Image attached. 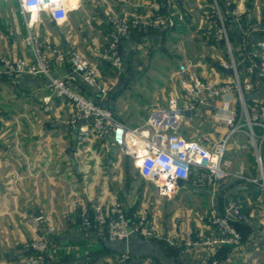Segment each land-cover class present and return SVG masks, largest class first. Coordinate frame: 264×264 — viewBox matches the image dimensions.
I'll use <instances>...</instances> for the list:
<instances>
[{
  "label": "crops",
  "instance_id": "obj_1",
  "mask_svg": "<svg viewBox=\"0 0 264 264\" xmlns=\"http://www.w3.org/2000/svg\"><path fill=\"white\" fill-rule=\"evenodd\" d=\"M100 1L103 2V0ZM104 1L106 2L104 8L106 6L110 8V17H124L131 21L136 16L148 15L153 2V0ZM174 2L176 18L173 29L147 31L134 28L131 34L122 40L124 65L121 71H117L109 64L100 63L99 49H102L105 43L103 44L102 33L96 26L101 25L98 24L100 22L98 20L95 24L90 22L87 25L91 27L90 31L81 32L79 47L90 62L98 66L101 81L110 88L109 94L105 99H101L96 89L87 88L77 79H70L71 85L93 100L110 107L129 126L154 131L148 124L149 118L152 113L164 108H154L148 116L141 109L135 110V107L142 103L137 101L138 97H134L135 92L131 93V91L137 87H143V84L135 85L142 68L141 60L134 59L135 53L137 54L140 50H143L144 55L148 53L150 56L154 51L163 53L167 50L165 45L169 41L181 44L187 36L195 42H200L205 54L199 55V60L195 63L181 61L179 64L176 63V74L180 65L191 66L209 82H231L233 77L231 71L224 69L221 65L223 61L229 59L227 46L215 38L218 20L214 13L215 0H174ZM217 2L222 15L227 20L232 54L238 64L239 75L253 83V88L247 92V100H256L264 104V77L258 73H249L246 61L247 46L264 40V0H217ZM235 9L238 11L237 15L232 14ZM50 23L55 26L52 22ZM185 24L191 25V27L188 25V31L183 29ZM10 38L0 34V56L12 58L32 56L26 45L21 51L18 49L16 36ZM62 38L61 47L66 51L70 39L67 34ZM183 47L182 51L185 52L186 46ZM174 50L176 54L178 47ZM258 61L263 62V60ZM52 72L54 76L69 78L73 70L70 63L54 59ZM129 92L134 98L127 96ZM184 98L181 90L180 95L177 92L176 95L170 96L166 107L169 108L174 103L181 106ZM225 98L231 100L229 104L231 107L238 106L239 102L234 91L224 97V100ZM222 102V99L217 98L212 101V105L193 109L190 116L186 115V118L179 121L177 131L186 137L219 138L227 131L226 125L215 117L216 107H220ZM39 105L47 108L44 115L34 114L35 107ZM70 107L67 100L64 101L53 93L47 77L43 75L0 78V264H19L15 258L23 251L26 244L46 233L50 226L56 231L50 234L51 240L60 246H63V243H70L69 246L74 250L75 256L86 258V260L52 259L47 264H113L116 254L124 250H128L129 254L144 256L142 261L136 260L139 261L137 264L148 263L151 260L149 257L155 260L161 259L166 264L208 263L211 256L210 250L205 249L204 246H170L161 240L140 236H134L125 242L111 241L105 233L92 231L81 225L77 220L80 217L81 205L94 202L108 204L115 198L107 187H104V194L95 195L91 184L87 181L88 177L96 175L97 170L94 168V163L87 160L92 154L90 144L95 142L93 150L103 155L107 153L108 147L101 145L95 137L85 139L78 136L77 127L69 122ZM194 124L196 127L192 131L188 126H194ZM258 130L261 133V129L258 128ZM245 136H247L245 133L235 135L229 152L235 150L236 153H244L246 151ZM262 148L261 153L264 157V145ZM190 186L195 189L193 191L207 195L209 201L210 196L219 198L222 194L225 197L233 195L237 198L244 185L228 184V181L224 179L217 183L215 192H212L206 185L198 187L191 178L188 182L181 183L180 189H188ZM241 206L245 212H249L253 217L256 216L255 208L253 213L247 205ZM214 210L221 214L231 212L228 203L217 205ZM186 212L188 213L185 211L179 213L188 218L198 217L194 209ZM32 214L39 219L36 224L29 220ZM255 218L264 222V212ZM237 223L241 222L237 221ZM161 228L164 230L163 227ZM250 229L258 232L256 221L251 222ZM165 230L164 236L183 235V232L177 230L175 224ZM258 234L260 236L254 242L256 244L254 251L264 252V234ZM84 246L97 247L98 253L93 256L89 250H86L85 254H80ZM204 250L207 252L205 255L201 253H204ZM235 254V258L237 255L241 258V252L235 251ZM98 255L103 259L99 260ZM230 257L231 254L226 256L225 260Z\"/></svg>",
  "mask_w": 264,
  "mask_h": 264
},
{
  "label": "built area",
  "instance_id": "obj_2",
  "mask_svg": "<svg viewBox=\"0 0 264 264\" xmlns=\"http://www.w3.org/2000/svg\"><path fill=\"white\" fill-rule=\"evenodd\" d=\"M17 1L25 18L28 34L25 37L26 46L32 56L15 58L0 56V78L4 76L43 75L47 77L53 93L70 104V124L77 127L78 136L82 138L95 137L98 142L107 147L113 143L127 151L134 158L139 175L151 181L159 194L174 195L182 183L188 182L193 173L197 175L195 185L211 188L215 192L217 183L229 175L230 161L227 158L230 144L235 135L245 133L255 147L260 174L248 178L249 182L259 189L264 196V159L261 148L264 145V104L247 100V92L253 88L251 81L241 82L238 64L232 54L231 40L227 20L221 13L215 0L214 13L217 16L215 38L226 44L229 59L221 63L224 69H229L234 77L231 82L212 83L207 81L191 66L180 65L177 74L181 77L180 87L184 94L183 105L174 103L167 109H160L151 114L149 129L134 128L120 119L108 106H104L75 89L70 79H77L87 88L96 89L101 99H105L110 88L101 81L100 71L96 64L79 50H61L54 43L43 41L32 29L41 20L42 15L55 25L65 24L79 3V0H13ZM174 0H153L148 15L136 16L132 21L124 17L109 18L111 31L107 44L99 49L101 62L107 63L117 71L124 65L122 40L131 34L134 28L173 29L175 27ZM232 14L237 15L235 9ZM56 59L70 63L73 73L69 78L57 77L52 72V61ZM258 60H263L258 61ZM247 69L249 73H258L264 77V40L247 46ZM235 92L238 106L231 107V100L224 97ZM222 99V105L216 107L215 117L227 127L226 133L217 139L210 137H186L177 131L180 120L186 118L185 109H195L212 105L214 99ZM213 107V106H211ZM214 108V107H213ZM256 128L261 129L257 133ZM260 142L258 144L257 142ZM243 175V170L238 176ZM231 212L225 215L213 214L211 221L219 231L218 237L207 235L199 244L213 246L217 243L241 244L242 236L232 223L241 221L244 216L240 209L231 204ZM29 220L37 223L35 214ZM78 220V219H77ZM83 227L92 231H101L111 241H129L134 236L165 240L171 245H198L192 242L191 232L184 235L164 236L155 221L146 222L144 219L130 217L124 204L113 201L108 204L94 202L83 204L80 208L79 220ZM56 232L50 226L46 233L39 235L26 244L25 248L32 252L20 264H44L47 256L54 254L62 247L50 239V234ZM71 249L70 246L65 248ZM23 252V251H22ZM130 254L128 250L121 251L113 264H126Z\"/></svg>",
  "mask_w": 264,
  "mask_h": 264
},
{
  "label": "rangeland",
  "instance_id": "obj_3",
  "mask_svg": "<svg viewBox=\"0 0 264 264\" xmlns=\"http://www.w3.org/2000/svg\"><path fill=\"white\" fill-rule=\"evenodd\" d=\"M76 1L72 0L73 3ZM105 5L106 2L104 0L103 2L100 0H79L78 6L71 11L69 19L65 24L52 26L47 16L42 15L41 20L35 25L32 31L43 41L48 40L61 50H63L61 47L62 36L64 37L67 34L68 39H70L69 43H67V50L77 49L82 52L79 47L81 32L90 31L91 27H87V25L90 22L95 24V21L98 20L100 21L98 24L101 26H96V28L101 31L103 44H106L110 35V8L108 6L104 8ZM191 22L194 23L193 20ZM188 25L185 24L183 27L185 31L189 30ZM0 34L9 38L16 36L20 51L26 45L25 37L28 34V28L16 1L0 0ZM70 35H72V38H70ZM75 40L77 42H74ZM174 44L176 43L169 41L165 45L167 50L163 53H156L154 51L150 56L148 53L144 55L143 50H140L137 54H134V59L137 61L141 60L140 66L142 67L141 72H139L141 75L138 74L137 77L139 78L135 81V85L139 86L143 84L142 88L137 87V89L131 91V93L135 92L134 97L136 96L139 99L137 101L142 103V105L135 107L136 111L141 109L148 116L154 108H167L166 106H168L170 96L176 95L177 92L180 95L181 92V88L178 87V85L180 86L181 77L175 72L176 63L179 64L180 61L195 63L199 60V55L205 54L200 42H195L187 36L184 37V42L181 44ZM183 46H186L185 52L182 51ZM177 47L178 50L175 54L174 49ZM232 79L234 80V77ZM131 93L129 92L127 96L133 97ZM45 111H47V108L39 105L35 107L34 114L44 115ZM188 127L194 131V127L196 126L194 124V126ZM257 143L260 144L259 140ZM90 145L92 147V154L87 160L94 163V168L97 170L96 175L91 178L88 177L87 181L91 184V189L95 195L101 196L104 194V187H107L108 191L114 196V201L117 200L124 204L130 217L144 219L146 222L155 221L162 232L175 224L177 230L183 232L185 240H187V231H190L193 239L192 242L196 241L198 242V246H204L205 249L208 248L210 250L211 256L206 264H264V252L254 251L256 247L254 242L260 236L258 233L264 234V222H260L258 218H255L256 216H260L261 212H264V196L248 180V178L257 177L260 174L255 147L248 136H245L244 145L246 146V151L244 153L239 154L234 152V150L232 152L228 151L227 154V158L230 161V173L225 179L228 181V184L244 185L240 189L238 197L235 198L233 195L231 197H225L222 194L223 196L221 195L219 198L210 196L209 201L207 200V195L193 191L195 190L192 188L193 186H190L188 189H179L171 196L161 195L151 181L139 175L134 158L127 151H123L119 145L113 143L108 144L107 153L104 155L100 154L99 151L93 150L95 142H92ZM241 170H243V175L239 177L238 173ZM193 177L195 181L197 175L195 174ZM223 203H228V206H231V204L236 205L244 216L243 220L239 221L241 223L238 224L242 226L239 230L237 229L242 236L241 244L238 246L233 245V248L230 249L228 254L224 255L230 256L231 254L228 260H225L224 256L221 257V260L218 259L220 258L219 251L225 244L217 243L213 246L199 244L201 243L199 241L203 240L209 234L218 237L219 231L213 225L211 217L213 214L221 215V213L214 210V207L220 204L223 205ZM242 204L247 205L248 209H252L251 212L253 213L255 208L256 216L253 217L252 214L246 213L241 206ZM191 209H194V212L195 210L197 211L196 215L198 217L190 216L188 218V216H183V214L179 213L180 211L188 213L186 211ZM177 213L179 214L177 215ZM252 221H256L259 229L258 232L255 229H250ZM161 241L171 246L167 241L162 239ZM235 251L242 253L241 258H238V255L235 258ZM201 253L204 255L207 254L206 250H204V253ZM98 257L99 260L103 259L100 255ZM143 257L142 255L130 254L129 260L142 261L141 259ZM146 257L148 258V256ZM149 258L151 260L149 261L147 259L149 262L146 264H166L161 259L155 260L152 257Z\"/></svg>",
  "mask_w": 264,
  "mask_h": 264
},
{
  "label": "trees",
  "instance_id": "obj_4",
  "mask_svg": "<svg viewBox=\"0 0 264 264\" xmlns=\"http://www.w3.org/2000/svg\"><path fill=\"white\" fill-rule=\"evenodd\" d=\"M17 2V1H16ZM18 3V2H17ZM176 4V3H175ZM19 6V5H18ZM134 9V8H133ZM111 28V27H110ZM110 31H111V29H110ZM121 49H122V47H121ZM101 64H105V65H108L107 63H104V62H100ZM240 79H241V82H244V81H246L244 78H242V77H240ZM248 102H250V103H252L253 102V100H249L248 99ZM256 131L257 132H259V130H258V128H256ZM260 133V132H259ZM263 156V155H262ZM263 159H264V157H263ZM195 175V173H193V175H192V177L191 178H194L193 176ZM246 213H248L249 214V212H246ZM221 215H223V214H221ZM79 220V219H78ZM232 223L234 224V226L239 230V228L241 227L240 225H238L239 223H237V220H232ZM63 246L62 247H60V248H58L57 249V251L54 253V254H51V255H49V256H47L46 257V259H45V262H44V264H47V263H49L52 259H55V260H61V261H63V260H68V259H79V260H86V258H81V257H76L75 255V253H74V250L71 248V249H69V250H66L65 248L66 247H68L69 245H71L70 243H63L62 244ZM84 249L80 252V254H85L86 253V250H89V253L91 252L92 254H93V256L94 255H96L97 253H98V251H97V247L95 248V247H93V246H84L83 247ZM233 248V245H231V244H225L222 248H221V250L219 251V257H220V259H221V257H223L224 255H227L228 254V252L230 251V249H232ZM23 250V252H21L16 258H15V261L17 262V263H21L22 262V260H24V258L25 257H27V256H29L30 254H31V250L30 249H26V248H23L22 249ZM79 254V255H80ZM92 254H89L90 256H92ZM119 255V253L118 254H116V257ZM89 256V257H90ZM224 257H226V256H224ZM139 261H135V263L137 264ZM132 260H128L127 261V263L126 264H135Z\"/></svg>",
  "mask_w": 264,
  "mask_h": 264
},
{
  "label": "water",
  "instance_id": "obj_5",
  "mask_svg": "<svg viewBox=\"0 0 264 264\" xmlns=\"http://www.w3.org/2000/svg\"><path fill=\"white\" fill-rule=\"evenodd\" d=\"M184 114L187 115V116H190L192 114V110L191 109H185L184 110ZM178 183L181 184L182 181L181 180H178Z\"/></svg>",
  "mask_w": 264,
  "mask_h": 264
}]
</instances>
